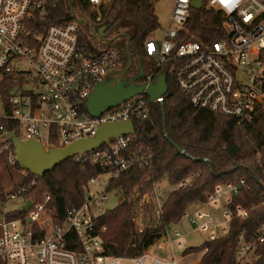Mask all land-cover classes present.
<instances>
[{
  "label": "built area",
  "instance_id": "2783aa9c",
  "mask_svg": "<svg viewBox=\"0 0 264 264\" xmlns=\"http://www.w3.org/2000/svg\"><path fill=\"white\" fill-rule=\"evenodd\" d=\"M87 1L93 11L99 12L96 21L91 22V30L97 35L98 28L106 25L100 9L111 0ZM200 1L201 8L197 9V0H172L165 27H159L146 39V53L154 61L155 71L163 65L171 67L177 86L193 106L249 120L264 106V0H228L227 4L220 0ZM59 3L60 0H0V118L15 121L17 135L23 140L38 139L61 147L95 135L106 123L149 119L151 109L145 93L99 116L88 112L86 102L91 92L98 83L124 69V57L117 47L102 48L84 38L82 27L90 22L85 13L76 11L77 0H69L70 10L64 22L52 21ZM203 8L219 12L221 18L220 36L210 42L197 40L189 32L193 11ZM143 66L146 80L141 82H154V69L147 62ZM8 82L11 85L6 87ZM5 88L9 89L6 100L2 95ZM3 133L6 131L0 126ZM136 139L135 130L73 157L99 166L102 172L89 179L84 202L61 222L54 221L50 195L43 200L29 198L28 192L38 177H29L31 172L17 163L11 143L1 145L0 155L4 153L8 164L16 167L27 182L9 187L6 201H0V264H180L181 258H161L150 248L134 257L108 256L97 233L95 218L106 210L104 202L112 191V181L133 165H144L149 160L143 151L130 149ZM186 184L182 181L178 186ZM245 184L241 179L238 184L218 186L205 203L197 204L203 208L189 207L179 224L187 221L194 225L207 241L227 235L233 217L245 219L249 214L248 209L229 205ZM113 190L122 194L120 189ZM166 190L160 192L156 184L151 192L138 195L134 220L140 230L146 226V205L153 201L160 214ZM9 200L19 202L21 207L8 210ZM29 200L31 205L26 211ZM218 206H222L220 215ZM19 210L21 216L8 217ZM245 233L244 230L239 236L230 264H252L257 259L256 251L264 242V225L253 239L247 240ZM188 234L168 228L164 239L170 245H182ZM195 252L185 253L182 259ZM203 256L187 264H200Z\"/></svg>",
  "mask_w": 264,
  "mask_h": 264
},
{
  "label": "trees",
  "instance_id": "16d2710c",
  "mask_svg": "<svg viewBox=\"0 0 264 264\" xmlns=\"http://www.w3.org/2000/svg\"><path fill=\"white\" fill-rule=\"evenodd\" d=\"M156 1L111 0L101 7L102 20L109 25L104 40L91 30V22L96 21L99 12L93 11L87 0H77L76 11L85 13L90 22L82 27L84 38L102 48H119L124 57V67L128 61L126 44L129 43L132 57L147 62L155 71L154 61L146 53L145 42L160 27L154 9ZM69 10V0H60L52 21L64 22ZM220 26L219 12L203 8L193 11L189 32L197 40L210 42L220 36ZM114 37L117 38L110 41ZM162 71L167 72L168 84L163 101L150 102L146 96L151 109L149 119H133L137 139L130 149L143 151L149 160L144 165H133L112 181L110 190L120 189L123 200L95 218L97 233L103 240L106 255L138 256L163 240L166 230L179 224L190 206L205 203L207 196L220 185L238 184L245 179L246 184L240 187L229 205L248 209V216L245 219L233 217L227 235L189 249L206 250L200 264H230L234 260L240 234L245 230L246 239H253L264 225V106L257 109L249 120L195 107L177 86L169 65L155 71L153 80ZM10 85L9 82L5 84L6 87ZM8 90L2 89L4 100L9 95ZM0 126L6 132L19 133L15 121L0 118ZM175 144L190 156L182 154ZM101 172L99 166L70 158L43 177H38L28 196L43 200L50 195L49 207L53 210L54 221L61 222L74 207L84 202L89 179ZM29 177H34V174L29 173ZM163 179L171 188L162 195L161 212L157 214L158 208L153 201L148 203L145 207L146 226L140 230L134 220L138 197L151 192L154 185ZM182 181H187V184L179 187ZM26 182L16 167L8 164L5 154H1L0 201H6L9 187L15 188ZM21 215L19 210L9 213L8 217ZM74 246L67 245V248L74 250ZM256 254L257 259L252 264H264V242Z\"/></svg>",
  "mask_w": 264,
  "mask_h": 264
},
{
  "label": "water",
  "instance_id": "95a60500",
  "mask_svg": "<svg viewBox=\"0 0 264 264\" xmlns=\"http://www.w3.org/2000/svg\"><path fill=\"white\" fill-rule=\"evenodd\" d=\"M195 8H201L200 0L195 2ZM108 28L109 25H102L98 28L97 35L105 39ZM116 38L114 37L110 41H114ZM126 56L128 61L124 69L98 83L88 97L86 107L91 115L99 116L102 112L116 107L138 94L145 93L151 102H155L163 99L167 93V72H160L154 82H139L138 79L145 77L146 72L143 61L132 57L129 43L126 44ZM134 64L138 67L137 73L133 77L130 75L124 77ZM133 133H135V125L132 120L110 122L102 125L95 135L78 139L61 147L52 143L45 144L38 139L23 140L18 137L15 131H12L0 134V146L6 143L13 144L17 163L37 177H43L48 171L77 154L95 150L117 136ZM165 136L170 139L166 133ZM175 146L182 154L190 156L182 147L177 144ZM30 205L31 201L29 200L25 206L26 211Z\"/></svg>",
  "mask_w": 264,
  "mask_h": 264
},
{
  "label": "rangeland",
  "instance_id": "374dc122",
  "mask_svg": "<svg viewBox=\"0 0 264 264\" xmlns=\"http://www.w3.org/2000/svg\"><path fill=\"white\" fill-rule=\"evenodd\" d=\"M154 9L156 14L159 17V21H160V28L165 27L169 15L171 13L172 10V0H158L154 3ZM146 70V69H145ZM158 190L160 192L163 191V189H170L171 187L167 184L166 180L163 179L162 181H160L157 184ZM93 187H91L92 189ZM123 200V195L118 191V190H112L109 191V193L107 194V200L104 202V208L105 209H112L114 207H116L121 201ZM195 205L190 206V208L194 207ZM196 206H200V208H203V206L201 205H196ZM6 207L8 210L11 209H15V208H19L21 207V205L19 204V202L15 201V200H9L6 203ZM219 208H217V215H220L221 210H222V206H218ZM195 226L189 224L187 221H184L183 224H177L173 226V229H178L180 230L182 233H184L185 231L190 232V234H188L184 240H183V244L182 245H177L176 243L174 245H170L169 242L165 239L161 240L160 242L156 243L154 246H152L150 248L151 252L156 254L157 256L161 257V258H181L180 260V264H187L190 262H194L197 261L199 259H201V257L203 256V251L206 252V250L203 249H198V250H189L192 247H200L202 246L206 241H207V236L199 233L197 231H195ZM185 251V252H184ZM193 251H197L195 252L196 254H192L189 255L187 257H185L184 259L183 256L185 255V253H189V252H193ZM123 264H132L128 261L123 262Z\"/></svg>",
  "mask_w": 264,
  "mask_h": 264
},
{
  "label": "flooded vegetation",
  "instance_id": "af4514ba",
  "mask_svg": "<svg viewBox=\"0 0 264 264\" xmlns=\"http://www.w3.org/2000/svg\"><path fill=\"white\" fill-rule=\"evenodd\" d=\"M106 32H107V31H106ZM105 34H106V33H105ZM137 71H138V67L134 64V65L131 67V69L128 71V73H127L124 77H126V76H128V75H130L131 77H133V76L137 73ZM110 77H111V76H110ZM143 79H144V77L138 79V81L141 82V81H143Z\"/></svg>",
  "mask_w": 264,
  "mask_h": 264
},
{
  "label": "snow or ice",
  "instance_id": "6c2138e0",
  "mask_svg": "<svg viewBox=\"0 0 264 264\" xmlns=\"http://www.w3.org/2000/svg\"><path fill=\"white\" fill-rule=\"evenodd\" d=\"M221 4H227L228 0H220ZM152 46L149 45V49L151 50Z\"/></svg>",
  "mask_w": 264,
  "mask_h": 264
}]
</instances>
